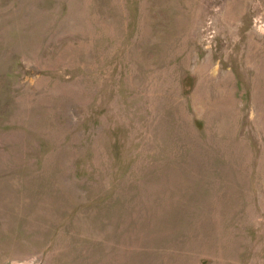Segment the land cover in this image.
<instances>
[{
	"label": "rangeland",
	"instance_id": "obj_1",
	"mask_svg": "<svg viewBox=\"0 0 264 264\" xmlns=\"http://www.w3.org/2000/svg\"><path fill=\"white\" fill-rule=\"evenodd\" d=\"M0 264H264V0H0Z\"/></svg>",
	"mask_w": 264,
	"mask_h": 264
}]
</instances>
